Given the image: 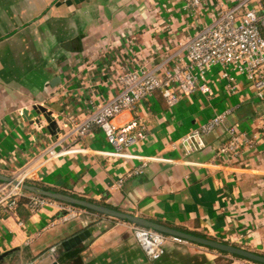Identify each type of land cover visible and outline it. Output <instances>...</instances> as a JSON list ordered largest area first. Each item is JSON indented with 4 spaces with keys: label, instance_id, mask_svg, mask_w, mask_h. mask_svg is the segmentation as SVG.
Masks as SVG:
<instances>
[{
    "label": "crops",
    "instance_id": "0c3cea01",
    "mask_svg": "<svg viewBox=\"0 0 264 264\" xmlns=\"http://www.w3.org/2000/svg\"><path fill=\"white\" fill-rule=\"evenodd\" d=\"M259 1L264 0L242 5L240 0H198L197 5L190 0H84L71 5L64 0H0V174L11 176L32 163L37 167L27 184L264 255V98L254 93L244 74L228 66L224 70L232 79H227L221 77L223 68L212 66L205 75L209 92L180 94L167 105L156 91L138 110L118 116L116 122L122 124L144 114V108L149 111L146 137L138 147L126 149L155 157L140 173L127 175L142 164L139 158L107 154L114 147L100 128L74 142L65 125L70 118L83 119L101 98L113 95L118 73L141 66L164 71L185 59V41L210 25L219 9L241 14L246 7L257 8ZM36 104L56 116V133L18 114L26 108L31 119H42L32 109ZM228 109L227 122H236L246 138L231 160L233 167L219 166L215 157L226 137L223 128L206 135L203 148L184 154L177 141ZM71 143L85 150L44 153L49 146L58 151ZM53 200L33 213L22 198L15 212H0V264L15 257L31 261L39 253L44 264L54 259L59 264H237L245 259L167 239L164 254L151 260L133 236L134 223ZM69 208L86 215L64 219ZM89 215L96 218L91 221ZM85 229L89 235L76 246H60Z\"/></svg>",
    "mask_w": 264,
    "mask_h": 264
},
{
    "label": "built area",
    "instance_id": "2783aa9c",
    "mask_svg": "<svg viewBox=\"0 0 264 264\" xmlns=\"http://www.w3.org/2000/svg\"><path fill=\"white\" fill-rule=\"evenodd\" d=\"M190 1L192 5L198 4V0ZM250 1L240 0L239 5ZM257 4V8L246 7L241 14L236 13L234 9H219L210 25L203 27L185 41V59L180 58L178 62L168 65L164 71L145 69L141 66L118 73L115 76L113 95L101 98L95 108L83 119L70 118L69 125L65 124L68 134L74 136L72 140L74 142L83 140L95 127H98L104 132L107 142L114 147V151L107 154L121 158H139L142 164L127 171V175L140 173L143 166L155 157L130 154L126 149L138 147L141 140L146 137V115L149 111L144 108L142 109L144 114H137L133 119L122 124H118L116 118L124 112L138 110L142 101L156 91L160 92L167 105H173L180 94L189 96L196 92H209L205 75L212 66H220L223 68L221 77L232 79L224 70L230 66L237 73L244 74L254 93L264 98V1H259ZM227 90L232 93L234 87L228 86ZM229 113V109L217 113L182 136L177 142L184 154H191L203 148L204 137L217 128H223L226 137L217 146L215 157L221 160L217 163L219 166L233 167L231 160L233 156H239L240 144L246 138L240 133L236 122H227ZM18 114L22 115L21 108L18 109ZM51 115L57 121L56 116L53 113ZM34 124L37 128L47 126L44 118ZM56 131L55 129V133ZM84 150L77 143H71L58 151H55L53 146H49L44 153L58 156L77 154ZM36 167L37 165L32 163L25 164L13 172L10 176L11 182H0V212H15L22 198L25 199V206L33 213L55 202L52 198L22 188V184L31 179L29 175ZM82 212L69 208L63 217L64 219L77 217ZM132 229L135 240L151 260H156L164 254L167 239L174 242L187 241L136 224H132ZM237 264L258 263L241 259Z\"/></svg>",
    "mask_w": 264,
    "mask_h": 264
},
{
    "label": "water",
    "instance_id": "95a60500",
    "mask_svg": "<svg viewBox=\"0 0 264 264\" xmlns=\"http://www.w3.org/2000/svg\"><path fill=\"white\" fill-rule=\"evenodd\" d=\"M82 1L84 0H64L65 4L67 5H71L73 3H80ZM58 4L59 2H57V5ZM32 109L37 114H40V116L46 120L48 129H50L51 131L56 129L55 128L56 121L54 117L51 115L52 114L51 111H49L46 107L40 104L33 105ZM22 117L26 120H30L32 122L34 121L33 119L30 118L29 112L26 108L22 109ZM38 121L39 119L36 118L34 122H38ZM0 181L11 182L12 178L10 176L0 174ZM22 188L27 191H30V192H33V193H36L42 196H46V197L60 200L66 203L78 205V206L87 208L89 210H92L94 212H97V213H100V214H103L109 217L117 218L120 220H125V221L134 223L139 226L152 228L164 234L177 236L179 238H182L190 242H194V243H197V244H200V245L212 248V249L227 252V253L237 255L242 258L254 261V262L264 264V255L254 253L252 251H248V250H245V249H242V248H239V247H236V246H233V245H230V244L218 241V240H214L208 237L181 231V230L172 228L170 226L164 225L162 223H158V222L151 221V220H148L140 216L133 215L131 213H127V212H124L118 209L110 208L108 206H104V205H101V204H98V203H95V202H92L86 199L74 197V196H71L65 193L43 189L33 184L23 183ZM87 235H89V231L87 229L80 231L79 233L69 237L68 239L63 240L60 243V246L63 247V249L65 250H69L73 248L74 246H76L81 241H83ZM5 254L6 253H3V255ZM48 264H59V263L56 259H54Z\"/></svg>",
    "mask_w": 264,
    "mask_h": 264
},
{
    "label": "rangeland",
    "instance_id": "374dc122",
    "mask_svg": "<svg viewBox=\"0 0 264 264\" xmlns=\"http://www.w3.org/2000/svg\"><path fill=\"white\" fill-rule=\"evenodd\" d=\"M83 216L86 215L84 212L82 213ZM81 214V216H82ZM88 215V214H87ZM100 217V216H99ZM102 217V216H101ZM95 216L92 217V215H89V219L92 221ZM181 242H175L174 244H181ZM185 243V242H184ZM52 256V255H51ZM44 254L39 253L36 257H34L31 261H21L19 257H15V261H12L10 263H5V264H44Z\"/></svg>",
    "mask_w": 264,
    "mask_h": 264
},
{
    "label": "trees",
    "instance_id": "16d2710c",
    "mask_svg": "<svg viewBox=\"0 0 264 264\" xmlns=\"http://www.w3.org/2000/svg\"><path fill=\"white\" fill-rule=\"evenodd\" d=\"M0 182H2V181H0ZM28 182V181H27ZM26 182V183H27ZM44 189H47V188H44ZM49 190V189H48ZM72 205H74V204H72ZM74 206H78V205H74ZM78 207H80V208H83V209H86V210H88V211H90V212H94V211H92V210H89V209H87V208H84V207H81V206H78ZM108 207H110V206H108ZM111 208H113V207H111ZM94 213H97V212H94ZM194 234V233H193ZM197 235V234H196ZM201 236V235H200ZM205 237V236H204ZM212 249V248H211ZM73 250H79V248H75V249H73ZM220 252H222V253H226V252H223V251H220ZM233 256H235V257H240V256H237V255H233ZM258 263V262H257Z\"/></svg>",
    "mask_w": 264,
    "mask_h": 264
},
{
    "label": "bare ground",
    "instance_id": "6f19581e",
    "mask_svg": "<svg viewBox=\"0 0 264 264\" xmlns=\"http://www.w3.org/2000/svg\"><path fill=\"white\" fill-rule=\"evenodd\" d=\"M29 177H33V174H30Z\"/></svg>",
    "mask_w": 264,
    "mask_h": 264
}]
</instances>
